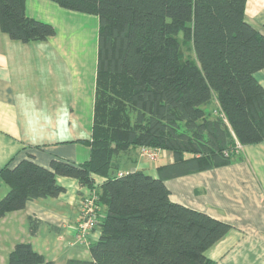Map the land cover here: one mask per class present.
Returning <instances> with one entry per match:
<instances>
[{
	"label": "trees",
	"instance_id": "1",
	"mask_svg": "<svg viewBox=\"0 0 264 264\" xmlns=\"http://www.w3.org/2000/svg\"><path fill=\"white\" fill-rule=\"evenodd\" d=\"M53 1L99 16L91 155L82 163L52 159L45 167L31 156L4 166L0 184L9 190L0 216L58 196L65 191L58 176L73 177L93 195L88 233L99 236L88 242L91 259L65 264H216L206 251L232 226L174 202L165 179L227 165L237 144L264 140V88L255 76L264 68V34L245 18L248 0ZM0 25L22 42L56 33L27 16L25 0H0ZM144 146L173 152L174 162L158 175L122 171L117 156ZM8 264L57 263L24 241Z\"/></svg>",
	"mask_w": 264,
	"mask_h": 264
},
{
	"label": "crops",
	"instance_id": "2",
	"mask_svg": "<svg viewBox=\"0 0 264 264\" xmlns=\"http://www.w3.org/2000/svg\"><path fill=\"white\" fill-rule=\"evenodd\" d=\"M25 12L53 24L56 33L22 42L0 25V170L31 156L45 167L52 159L82 163L90 158L93 138L99 16L53 0H25ZM245 18L264 34V0H248ZM255 76L264 88V68ZM237 147L231 163L170 176L165 184L174 202L232 226L206 251L216 264H264V140ZM144 148L117 156L124 162L122 171L158 175L159 166L174 162L169 150L158 149L152 159ZM95 176L101 183L103 177ZM57 179L65 187L58 196L30 200L24 209L0 216V264H8L15 245L24 241L57 264L91 259L88 242L98 238L99 230L90 231L85 242L74 227L82 220V200L90 189L73 177ZM8 190L0 184V200ZM30 218L38 226L35 235ZM40 239L46 240L44 249Z\"/></svg>",
	"mask_w": 264,
	"mask_h": 264
},
{
	"label": "built area",
	"instance_id": "3",
	"mask_svg": "<svg viewBox=\"0 0 264 264\" xmlns=\"http://www.w3.org/2000/svg\"><path fill=\"white\" fill-rule=\"evenodd\" d=\"M144 154L152 159H156V154L158 153L156 149H151L150 147L144 148ZM156 157V158H155ZM122 175V173H120ZM92 193L84 198V202L82 205V220L80 221V225L82 227V231L84 234L82 237H85L86 233L91 230L92 226L95 222L96 208L93 206V195ZM88 216V220L85 221V218ZM84 224V226H83Z\"/></svg>",
	"mask_w": 264,
	"mask_h": 264
},
{
	"label": "rangeland",
	"instance_id": "4",
	"mask_svg": "<svg viewBox=\"0 0 264 264\" xmlns=\"http://www.w3.org/2000/svg\"><path fill=\"white\" fill-rule=\"evenodd\" d=\"M100 25V24H99ZM99 29H100V26H99ZM187 53L189 54V55H193V52H192V50H189V51H187ZM159 155V152L156 154V157ZM155 157V158H156ZM94 178H95V180H96V184L98 183L99 184V182L97 181V178H96V176H94ZM83 202H84V199L82 200V205H83ZM82 205H81V208H82ZM88 220V216L85 218V221H87ZM83 226H84V224H83ZM76 229H77V236H78V238H80V240H83V241H85V242H87V234H88V232L86 233V235H85V237H82L83 236V234H84V231H82V227H81V225L79 224V225H77V226H74ZM93 227V226H92ZM39 242H37V243H40L41 244V247H42V249H44V247H45V244H46V240H43V239H40V240H38ZM49 253H50V251H48V250H45V254L46 255H48L49 256Z\"/></svg>",
	"mask_w": 264,
	"mask_h": 264
}]
</instances>
